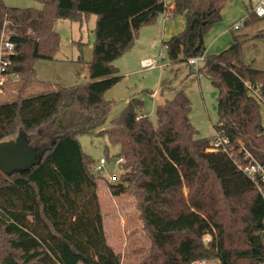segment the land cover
Masks as SVG:
<instances>
[{"label": "trees", "instance_id": "16d2710c", "mask_svg": "<svg viewBox=\"0 0 264 264\" xmlns=\"http://www.w3.org/2000/svg\"><path fill=\"white\" fill-rule=\"evenodd\" d=\"M39 1L41 9L0 0V36L5 25L15 43L7 74L17 75L25 88L35 80L34 61L53 59L59 49L56 21L96 15L86 60L90 79L0 103V141L26 133L32 147L45 146L33 167L0 170V264H122L121 253L106 239L98 193L104 175L93 171L95 160L83 150L81 134L106 136L120 147L113 157L123 159L122 173L118 183L108 181L110 193L136 198L151 243L136 264L264 259V200L240 168L245 150L264 164V105L250 90L259 87L264 95V70L244 62L239 35L221 53L206 55L205 35L229 0H175L173 7L166 0ZM161 13H186L185 29L162 42L171 64L205 55L200 70L206 69L218 89L213 139L199 135L192 101L175 87L157 105L156 124L147 115L138 118L145 102L139 96L109 123L115 101L105 94L122 78L114 61ZM82 53L79 60L85 62ZM218 137L228 142L216 147Z\"/></svg>", "mask_w": 264, "mask_h": 264}, {"label": "rangeland", "instance_id": "374dc122", "mask_svg": "<svg viewBox=\"0 0 264 264\" xmlns=\"http://www.w3.org/2000/svg\"><path fill=\"white\" fill-rule=\"evenodd\" d=\"M4 1L10 6L20 8L41 9L43 7L39 0ZM257 2L258 0H229L222 18L215 22L205 35V45L208 48V41L213 40L219 33L221 42L227 41L219 51L210 53V55L221 53L227 49L233 43V34L239 35L243 41L244 62L253 67L264 69V17H252L240 29L228 31L229 26L239 21ZM178 17L179 15L171 19ZM96 20L97 16L92 15L88 21L82 23L68 19L57 21L55 30L60 35V46L53 59H36L34 61L35 80L25 88H22L23 80L17 75H11L1 87V90L5 89L7 99L1 98L0 95V103L30 94L45 93V91H52L54 88L72 87L88 82L89 70L86 60H89V53L83 49L82 53L80 42L88 43L90 39L93 41L95 35L92 30L95 28ZM162 42L161 48L157 49V55L154 57V60H157L159 56L157 52L159 49L162 50L159 66L146 69L141 67V70L124 75L119 73L122 76L121 79H124L125 75L128 76L127 80L131 90L139 87L149 89L138 95L142 96L145 101L143 114L147 115L155 124L157 123V105L162 103L165 97L174 95L173 87L177 90H185L192 101L191 119L194 127L199 131L200 136L213 139L216 137L214 125L218 121V89L211 83L206 69L193 72L185 62L171 64L167 58L166 48L162 47ZM81 53L84 55L85 62L79 60ZM156 89L163 93L154 96L152 92ZM114 101L109 114L110 119L119 116L125 109V106H122V101ZM262 116L264 124V109H262ZM16 136L17 134L13 137ZM79 141L83 150L95 160V164L101 157L107 159L102 172L104 179L98 181L106 239L117 252L121 253L122 264H136L146 254L151 243L148 234L143 229L136 198L130 193L120 196L110 193L108 181L118 183L122 173L116 158L113 157L119 153L120 147L111 145L106 136L94 134H81ZM185 192L187 193L186 190ZM209 238L210 236L206 235L205 241ZM229 248H232V244H229ZM240 264H243V261H240Z\"/></svg>", "mask_w": 264, "mask_h": 264}, {"label": "crops", "instance_id": "0c3cea01", "mask_svg": "<svg viewBox=\"0 0 264 264\" xmlns=\"http://www.w3.org/2000/svg\"><path fill=\"white\" fill-rule=\"evenodd\" d=\"M166 2L169 3L173 7L175 0H166ZM258 2H259V0H258ZM226 5H225V7H226ZM225 7L222 10V14H223ZM253 7L254 6H252L251 9H248L247 14H245L239 21L232 23L229 26L228 31H234L232 29L234 24L240 22L246 15H248L249 11H252ZM94 16H96V15H94ZM60 20H65V19H59L57 21H60ZM185 26H186V13L180 14L179 17L175 18V19H171L170 17H168L167 13H161L158 16V18L154 24L141 27V29L139 31V35L136 38L132 48L128 52H126L123 56H121L120 58H118L114 61V64L119 68V73L124 75V74H128L130 72H135L137 70H141L142 61L145 59H148V58L154 59V57L157 55L156 54L157 49L159 47L161 48V42L165 39L170 38L171 36H173L175 34L182 32L185 29ZM92 33H93V35H95V28H93ZM92 40L93 41H91V39H90V41H88V43L80 42L83 50H86L89 53V60L91 59V56H92V45H93L94 39H92ZM226 41L221 42V35L219 33L213 40L208 41L209 46L207 48L206 55H210V53H213L215 51L216 52L219 51L220 47L223 46V44H225ZM159 51H160V49H159ZM159 51L157 52V53H159L158 59H160V57L162 55V50L160 52ZM89 60H87V61H89ZM136 68H139V69H136ZM143 69H145V68H143ZM139 72H141V71H139ZM125 76L126 77L124 79H121L115 86H113L111 89H109L106 92L105 96L107 99H110V100H116L117 102L122 101L123 102L122 106L126 107L128 102L130 101V99H132L133 97H136V96L142 97L138 94H140L142 91H146V90L148 91L149 89L139 87V88H136L134 90H131L130 84L127 80L128 76L127 75H125ZM89 79L90 78L88 76V80ZM56 89L57 88H54L53 90H56ZM4 90L5 89L1 90V92H0L1 98H3V99H5L7 97ZM45 92H47V91H45ZM160 93H163V91L158 90V89H156L152 92V94L154 96H158ZM35 94H37V93H35ZM30 95H28V96H30ZM32 95H34V94H32ZM166 98H171V97H165L164 100ZM111 120H112V118L110 119V116H109V123ZM109 126L110 125L108 124L107 127H109Z\"/></svg>", "mask_w": 264, "mask_h": 264}, {"label": "built area", "instance_id": "2783aa9c", "mask_svg": "<svg viewBox=\"0 0 264 264\" xmlns=\"http://www.w3.org/2000/svg\"><path fill=\"white\" fill-rule=\"evenodd\" d=\"M252 14L256 17H264V0H259V2L253 7ZM249 15H246L240 22L234 24L233 30H238L244 23L249 19ZM15 53V43L10 39V34L8 30L3 27L0 36V92L1 87L4 82L10 78L6 70L11 63L9 56ZM164 59V58H163ZM205 62V55L190 57L187 60V64L191 67L193 72H198L201 68V64ZM159 59H145L142 61L143 68H154L159 66ZM251 92L260 100L264 105V95L260 88L251 87ZM145 116V114H139L138 118ZM228 139L225 137H218L215 141V146L220 147L227 143ZM246 163L240 164V168L247 174V176L255 183L258 191L260 192L264 200V164H262L251 152L245 150ZM122 158L116 159L119 164L122 162ZM107 163L105 157H101L97 164H94L93 171L102 175L104 171V166ZM192 264H221L219 259H199L194 261ZM258 264H264V259H261Z\"/></svg>", "mask_w": 264, "mask_h": 264}, {"label": "water", "instance_id": "95a60500", "mask_svg": "<svg viewBox=\"0 0 264 264\" xmlns=\"http://www.w3.org/2000/svg\"><path fill=\"white\" fill-rule=\"evenodd\" d=\"M41 148L32 147L26 133L0 141V170L5 174L26 170L38 164L41 160Z\"/></svg>", "mask_w": 264, "mask_h": 264}]
</instances>
